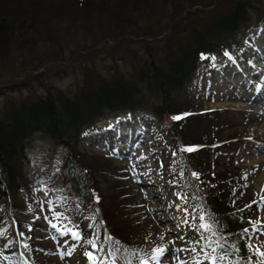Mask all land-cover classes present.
I'll list each match as a JSON object with an SVG mask.
<instances>
[{
	"label": "rangeland",
	"instance_id": "1",
	"mask_svg": "<svg viewBox=\"0 0 264 264\" xmlns=\"http://www.w3.org/2000/svg\"><path fill=\"white\" fill-rule=\"evenodd\" d=\"M90 1L94 12L84 5ZM243 1L261 4L42 0L44 7L34 13L23 3L12 17L10 41L0 50V112L12 103L47 94L72 98L105 82L125 80L143 86L152 65L165 67L182 48H192L212 21ZM17 2L0 0V5L17 7ZM247 14L251 25L238 31V49L198 63L191 80L173 95V115L106 113L96 129L89 130L88 144L77 149L88 170L90 202L80 200L62 172L69 150L40 134L28 139L31 183L26 189L32 194L28 200L19 196L11 201L15 208H0V264H90L85 252L95 249L85 240L97 236L103 248L97 255L104 264H142L154 248L165 244L169 253L161 264H178L175 249H189L175 256L193 264L194 258L203 260V252L214 254L212 248L223 237L196 230L199 215H210L204 205L209 195L230 203L235 211L229 217L249 229L239 236L243 245L220 243L230 255L217 264H258L256 249L264 251V235L253 233L249 221L264 226V207L259 205L264 197V106L252 98L264 104V20L258 21L250 9ZM174 116L182 118L173 120ZM189 142L200 143L185 145ZM191 146L196 150L180 151ZM54 213L62 218L57 220ZM65 226H78L83 239H73L71 232L61 235L58 229ZM201 235L212 241L203 252L206 241ZM232 245L241 249L234 252ZM68 252L71 255H62Z\"/></svg>",
	"mask_w": 264,
	"mask_h": 264
},
{
	"label": "trees",
	"instance_id": "2",
	"mask_svg": "<svg viewBox=\"0 0 264 264\" xmlns=\"http://www.w3.org/2000/svg\"><path fill=\"white\" fill-rule=\"evenodd\" d=\"M16 1L17 7L0 5V50L10 41L14 27L12 17L23 9V3L34 13L44 7L42 0ZM84 5L91 12L96 11L90 9L92 1ZM77 7L81 10L82 6L77 4ZM249 9L258 21L264 20V0L263 3L261 0V4L253 5L247 1L238 2L228 13L211 22L192 48L191 45L182 48L179 57H174L165 67L152 65L149 74L143 78V86L131 81L116 80L87 87L86 91L72 98L60 93L47 94L36 100L27 98L12 103L5 113L0 112V208L5 211L6 206L15 208L14 204H10L11 201L19 196L28 200L26 197L32 194L30 188L26 189L31 183L27 142L34 134L54 140L57 145L69 150V155L63 160L62 172L65 171L80 200L90 202L93 191L88 170L83 166L81 153L77 149L82 144H88L91 136L89 130H95V123L106 113L141 110L156 118L173 115L176 111L172 107L176 103L173 95L179 94L186 86L185 83L191 80L199 68L198 63L212 61L201 59V54L226 56L225 53L229 55L235 48L238 49L236 43L241 35L238 31L251 25V18L247 14ZM153 101H157L158 105ZM193 138L200 140L197 136ZM182 140L189 141L188 138ZM198 143L189 142L185 145ZM201 186L208 189L204 182H201ZM205 201L210 216L218 221L216 236H223L220 237V243L233 244L240 241V245H243V239L239 237L243 231L240 222L235 217H229L235 208L228 202L213 199L211 195L205 197Z\"/></svg>",
	"mask_w": 264,
	"mask_h": 264
},
{
	"label": "snow or ice",
	"instance_id": "3",
	"mask_svg": "<svg viewBox=\"0 0 264 264\" xmlns=\"http://www.w3.org/2000/svg\"><path fill=\"white\" fill-rule=\"evenodd\" d=\"M225 55H227V53H225ZM201 59H215V57L212 56H206L204 54H201ZM182 117L180 116H174L172 119L173 120H179ZM196 150L194 147H181L180 151L181 152H191ZM175 155V153H174ZM182 175V173H181ZM192 176L196 179L200 178V173L197 172H192ZM181 199H183L184 197H180ZM99 198L97 197V202H98ZM253 203H257L256 201H253ZM259 205L261 207H264V197H261V200L259 201ZM247 208H251L252 205H246ZM243 211V210H241ZM54 216L57 220L62 218V214L61 213H54ZM193 219H196V217H193ZM199 219V224L196 226V230L198 232L204 233V232H209L211 233L213 236L216 235V231H217V224L218 221L214 220L212 218V216L210 215H205L204 213H201L198 217ZM185 222H187V220H185ZM249 223L252 225V232L256 233L259 232L262 235H264V226H262L260 221H249ZM53 228H56L57 226L55 224L52 225ZM60 231L61 235H68L69 232H71L72 238L75 240H81L83 239V237L81 236L79 230H78V226H77V230H73V229H68L66 226L64 227V229H58ZM244 234L249 233V229H244L243 230ZM21 235H23V233H21ZM251 238V237H249ZM106 240H111L112 237L111 236H107L105 237ZM161 239L163 240L164 237L161 236ZM201 239L205 240V244L203 245V247L201 248V252H203L204 248H209L212 245V241L205 238L203 235H201ZM97 240H99V237L97 236L96 240H85L86 243L90 244L93 249H95V252H85V255L88 257L90 264H104L103 262V258L100 257L99 255H97V253L102 252L103 248L99 247L97 244ZM197 243H199V241H197ZM25 248H27V245H24ZM249 247H251V245H249ZM217 249H219V252L217 251ZM232 249L234 252H238L239 249L236 248L235 245H232ZM183 251H189V249H175L172 250V254L174 256V258H176L178 264H185V262L180 261L179 257L175 256L176 252H183ZM190 251L192 252H196V248H192L190 249ZM257 251V255L259 257V261L258 264H264V251H261L259 248L256 249ZM152 256L150 257V260H142V264H161V261L167 256V254L169 253V249L167 247V245L165 244L164 246H157L156 248H154L152 250ZM212 253L214 254H209L207 252H203V260L194 258L193 260V264H204V261H208V264H217L218 261L223 260L225 258V256L230 255L229 251L227 248L224 247L223 244L217 243V247L216 248H212ZM222 253V254H221ZM135 255V253H133ZM62 255H71V252L68 253H63ZM107 255L112 256L114 255L113 253L109 252ZM7 259V258H5ZM112 264H115V261H112ZM236 264H240V261H237Z\"/></svg>",
	"mask_w": 264,
	"mask_h": 264
},
{
	"label": "bare ground",
	"instance_id": "4",
	"mask_svg": "<svg viewBox=\"0 0 264 264\" xmlns=\"http://www.w3.org/2000/svg\"><path fill=\"white\" fill-rule=\"evenodd\" d=\"M263 88H264V87H263ZM260 90H261V89H260ZM260 90H259V92L257 93V95H258V96H259V94H260V92H261ZM261 105H263V106H264V104H262V103H261ZM256 152H257V153H260V152H262V151H261V150H259V151H256Z\"/></svg>",
	"mask_w": 264,
	"mask_h": 264
}]
</instances>
